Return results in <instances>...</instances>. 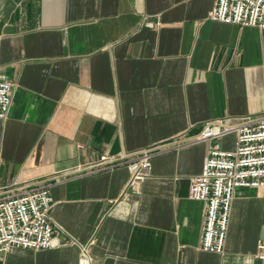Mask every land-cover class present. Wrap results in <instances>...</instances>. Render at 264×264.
Instances as JSON below:
<instances>
[{"label":"crops","instance_id":"crops-1","mask_svg":"<svg viewBox=\"0 0 264 264\" xmlns=\"http://www.w3.org/2000/svg\"><path fill=\"white\" fill-rule=\"evenodd\" d=\"M216 0H0V195L49 185L58 244L0 264H264V190L240 187L223 252L189 197L211 145L205 123L264 115V29L209 18ZM152 153L130 184L102 155ZM85 251L87 252L85 254Z\"/></svg>","mask_w":264,"mask_h":264},{"label":"built area","instance_id":"built-area-1","mask_svg":"<svg viewBox=\"0 0 264 264\" xmlns=\"http://www.w3.org/2000/svg\"><path fill=\"white\" fill-rule=\"evenodd\" d=\"M208 16L264 29V0H216ZM13 87L8 74L0 70L1 119L8 116ZM228 135L235 136L232 146L225 148L218 141L213 143L202 171L191 178L189 186V197L206 205L201 244L204 250L212 252L224 251L236 190L240 187L264 190V115L209 120L195 140L222 139ZM118 165L129 169L131 185L140 183L152 173V153L138 152L125 162L105 154L94 163L77 166L76 170ZM52 207L49 185L0 195V254L20 248L39 250L56 246ZM260 247L264 249L263 242Z\"/></svg>","mask_w":264,"mask_h":264},{"label":"bare ground","instance_id":"bare-ground-1","mask_svg":"<svg viewBox=\"0 0 264 264\" xmlns=\"http://www.w3.org/2000/svg\"><path fill=\"white\" fill-rule=\"evenodd\" d=\"M82 264H90V261L88 260V259H84L83 261H82Z\"/></svg>","mask_w":264,"mask_h":264},{"label":"water","instance_id":"water-1","mask_svg":"<svg viewBox=\"0 0 264 264\" xmlns=\"http://www.w3.org/2000/svg\"><path fill=\"white\" fill-rule=\"evenodd\" d=\"M263 239H264V234H263Z\"/></svg>","mask_w":264,"mask_h":264}]
</instances>
